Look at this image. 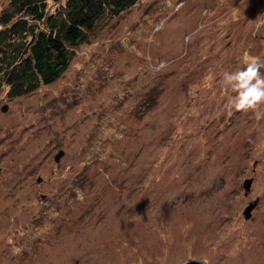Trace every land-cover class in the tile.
<instances>
[{
    "label": "rangeland",
    "instance_id": "374dc122",
    "mask_svg": "<svg viewBox=\"0 0 264 264\" xmlns=\"http://www.w3.org/2000/svg\"><path fill=\"white\" fill-rule=\"evenodd\" d=\"M245 56L264 0H138L53 83L4 86L0 264H264V119L222 88Z\"/></svg>",
    "mask_w": 264,
    "mask_h": 264
},
{
    "label": "trees",
    "instance_id": "16d2710c",
    "mask_svg": "<svg viewBox=\"0 0 264 264\" xmlns=\"http://www.w3.org/2000/svg\"><path fill=\"white\" fill-rule=\"evenodd\" d=\"M137 1L8 0L0 10V91L7 86L17 98L53 83L77 45Z\"/></svg>",
    "mask_w": 264,
    "mask_h": 264
},
{
    "label": "clouds",
    "instance_id": "9594fccd",
    "mask_svg": "<svg viewBox=\"0 0 264 264\" xmlns=\"http://www.w3.org/2000/svg\"><path fill=\"white\" fill-rule=\"evenodd\" d=\"M264 61L257 57L243 58L242 66L222 75V88L231 90L234 95L228 101V109L252 111L257 120L264 119L259 109L264 105Z\"/></svg>",
    "mask_w": 264,
    "mask_h": 264
},
{
    "label": "water",
    "instance_id": "95a60500",
    "mask_svg": "<svg viewBox=\"0 0 264 264\" xmlns=\"http://www.w3.org/2000/svg\"><path fill=\"white\" fill-rule=\"evenodd\" d=\"M6 108H7V106H4V107H3V109H6ZM62 153H63V151H62ZM57 158H59V157H57ZM251 182H252V179H249V180L246 182L245 187H246V188H250ZM256 203H257V201L254 200V201L251 202L250 205L246 208V211H245V216H246V217H249V216L251 215L250 210H251L252 208H254V206L256 205ZM182 264H201V262H199V261H197V260H190V261H187V262L182 263Z\"/></svg>",
    "mask_w": 264,
    "mask_h": 264
}]
</instances>
